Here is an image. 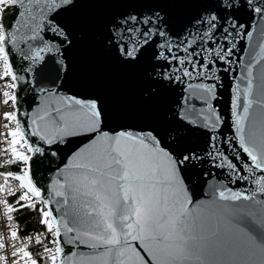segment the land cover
<instances>
[{
  "label": "snow or ice",
  "instance_id": "6c2138e0",
  "mask_svg": "<svg viewBox=\"0 0 264 264\" xmlns=\"http://www.w3.org/2000/svg\"><path fill=\"white\" fill-rule=\"evenodd\" d=\"M119 3L0 0V106L10 109L0 110V264H264V40L239 71L234 67L237 42L252 41L254 31L241 16L264 21V0H159L147 13L107 25L72 18L79 8ZM188 8L199 11L177 39L168 10ZM88 41L138 76L136 92L117 98L111 110L100 95L61 94L75 72L71 51ZM49 54L57 65L54 86L40 88L41 103L21 112L20 85L34 80L18 74L16 56L28 62L23 73L34 75ZM237 71L235 137L222 141L232 158L216 143L214 152L186 147L189 130L224 123L213 103L223 87L219 73ZM177 83L187 94L179 110L165 111L164 92ZM73 137L83 139L46 197L33 179V157L57 156ZM209 158L230 170L229 183L252 189L213 184L212 199L194 203L198 169ZM22 209L39 215L43 232L20 236L12 214ZM68 245L91 251L66 252Z\"/></svg>",
  "mask_w": 264,
  "mask_h": 264
},
{
  "label": "water",
  "instance_id": "95a60500",
  "mask_svg": "<svg viewBox=\"0 0 264 264\" xmlns=\"http://www.w3.org/2000/svg\"><path fill=\"white\" fill-rule=\"evenodd\" d=\"M159 0H120L119 5H96L79 8L72 13V18L76 20H87L99 25H107L111 23L114 17H119L127 13H147L151 6L158 3ZM172 16V31L178 39L182 33L185 24H188L192 17L195 16L199 9L188 8L183 10L169 9ZM11 19V16H9ZM241 21L245 22L248 27L246 31H253L252 41L241 39L237 42L235 51V59L237 63L234 67L239 71L242 68V63H247L252 59V53L255 49L258 51L257 45L261 40H264V21L258 18L250 19L247 13L241 16ZM47 38V37H46ZM221 40V37H217ZM175 42V41H174ZM24 47V45H21ZM183 55V53H180ZM71 59L75 65V72L71 79L64 83L61 94L68 92L71 89L72 94L79 93L82 96H103L112 109L117 98L124 94L132 95L138 89V76L134 73L128 72L123 66L116 62L114 55L103 51L98 44L88 41L80 44L71 51ZM46 65H38L37 70L32 74L23 73V68L28 62L23 61L16 56L15 67L18 74H25L32 76L34 83L31 85L21 83L18 90L19 107L21 112H31L40 103L39 89L42 87L52 88L53 81L57 79V65L52 54L46 56ZM260 65H257L254 70V75H259ZM42 69V71L40 70ZM237 72L231 74L220 72L223 87H218V99L214 101V106L220 113L224 123L218 130H189L184 138V145L190 148H196L200 152H214L215 149L211 147L212 143L220 146L221 151H225L229 158H232L234 152L231 147H226L222 144L225 137L232 140L235 137V129L232 125L231 103L233 98L232 89L235 86V79ZM192 83H199V80L191 81ZM208 83L209 81H204ZM245 85L242 83L241 87ZM186 86L182 84H175L164 92L165 106L164 110L174 107L179 110L181 97L186 95ZM197 108L202 107L199 101H192ZM192 118L194 114L190 113ZM22 120L27 117H21ZM30 123V121H29ZM113 127L118 126L117 121H113ZM215 135V141L210 140V136ZM73 143L71 146H61V152L57 156H35L32 161L33 179L38 187H41L47 197V191L51 185V181L55 178V174L59 169H62L66 163L69 162L71 154L80 146L82 137L70 138ZM54 147V146H53ZM229 169H221L215 166V162L208 159L201 168L198 169V178L195 180V192L193 202L204 201L208 202L212 199L210 192V185H227L233 190L250 191L253 185L247 182H232L229 183L228 173ZM204 173V175H200ZM258 198H264L259 197ZM54 214L56 205H52ZM71 249L78 252H89L90 249L81 246L79 249L73 248L71 245L66 246V252Z\"/></svg>",
  "mask_w": 264,
  "mask_h": 264
},
{
  "label": "built area",
  "instance_id": "2783aa9c",
  "mask_svg": "<svg viewBox=\"0 0 264 264\" xmlns=\"http://www.w3.org/2000/svg\"><path fill=\"white\" fill-rule=\"evenodd\" d=\"M0 110H10V109H6V108H3L2 106H0ZM0 147H2V145H0ZM11 167V170H15L16 166L13 165V166H10ZM10 183L15 186L17 182L15 181H10ZM7 199L9 200L10 203H13L14 202V198L11 197V196H8ZM40 207H43V205H39ZM24 211H28V210H31V209H22ZM19 211V212H22ZM3 212V206H0V213ZM19 212H15L13 213L12 215L14 216V221L13 223H15L16 225H18V228H19V234L22 238L28 236V235H35L39 232H43L44 231V228H43V225H40L41 227L39 229H35V230H32L31 232L25 234V232L23 231V226H21V223H20V220H19ZM6 231V228H5V218L0 215V232H5ZM45 235H47L45 233ZM47 243V241H45ZM33 251H35V246L33 247Z\"/></svg>",
  "mask_w": 264,
  "mask_h": 264
},
{
  "label": "trees",
  "instance_id": "16d2710c",
  "mask_svg": "<svg viewBox=\"0 0 264 264\" xmlns=\"http://www.w3.org/2000/svg\"><path fill=\"white\" fill-rule=\"evenodd\" d=\"M19 214V220L21 226H23V231L25 234L41 227V224L38 222L39 215L34 210H22V212H19Z\"/></svg>",
  "mask_w": 264,
  "mask_h": 264
}]
</instances>
